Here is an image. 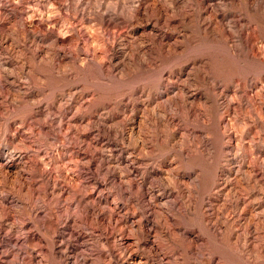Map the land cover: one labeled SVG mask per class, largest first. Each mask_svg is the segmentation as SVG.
Returning <instances> with one entry per match:
<instances>
[{
    "label": "rangeland",
    "instance_id": "rangeland-1",
    "mask_svg": "<svg viewBox=\"0 0 264 264\" xmlns=\"http://www.w3.org/2000/svg\"><path fill=\"white\" fill-rule=\"evenodd\" d=\"M131 256L264 264V0H0V264Z\"/></svg>",
    "mask_w": 264,
    "mask_h": 264
},
{
    "label": "bare ground",
    "instance_id": "bare-ground-1",
    "mask_svg": "<svg viewBox=\"0 0 264 264\" xmlns=\"http://www.w3.org/2000/svg\"><path fill=\"white\" fill-rule=\"evenodd\" d=\"M126 167V166H125ZM108 218V217H107ZM122 226V225H121ZM121 236V235H120ZM115 237V236H114ZM124 239V238H123ZM126 239V238H125ZM119 240V239H118ZM117 242V241H116ZM124 242V241H123ZM123 244V243H122ZM126 244V243H125ZM124 246V245H123ZM130 247H131V245L130 244H126L125 245V248L127 249V250H129L130 249ZM124 248V249H125ZM129 252H131V250L129 251ZM132 254V253H131ZM128 256V255H127ZM130 256V255H129ZM127 258V257H126ZM129 263H127V264H140V260H137L136 259V257H133V256H131V257H129Z\"/></svg>",
    "mask_w": 264,
    "mask_h": 264
}]
</instances>
